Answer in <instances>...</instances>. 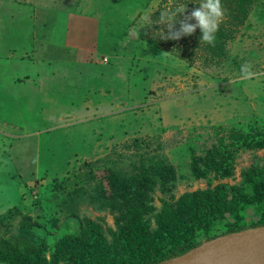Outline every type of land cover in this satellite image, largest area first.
<instances>
[{
	"label": "rangeland",
	"instance_id": "obj_1",
	"mask_svg": "<svg viewBox=\"0 0 264 264\" xmlns=\"http://www.w3.org/2000/svg\"><path fill=\"white\" fill-rule=\"evenodd\" d=\"M200 2L0 0V235L14 234L28 214L47 237L49 258L57 241L79 232L84 217H106L115 228L113 216L88 201V185H98L108 168L165 158L176 170L178 199L239 185L242 171L263 163L264 0H250L239 22L225 14L220 24L233 38L215 49L196 52L193 39L174 46L160 38L163 26L150 22L180 3L190 15ZM245 62L260 75L241 80ZM250 126L258 149L240 148L237 136ZM219 149L228 151V176L212 170L197 179L199 160L218 161L210 150ZM162 198L170 195L157 190L155 213ZM255 208L244 207L245 219Z\"/></svg>",
	"mask_w": 264,
	"mask_h": 264
},
{
	"label": "trees",
	"instance_id": "obj_2",
	"mask_svg": "<svg viewBox=\"0 0 264 264\" xmlns=\"http://www.w3.org/2000/svg\"><path fill=\"white\" fill-rule=\"evenodd\" d=\"M221 2L224 15L230 20L237 21L240 15L246 17L251 10L250 0L244 5L240 0ZM232 34L225 23L219 25L214 46L200 42V29L192 36L182 37L179 43L188 46V40L193 39L196 52L201 46L205 50L215 49L221 41L232 39ZM148 42L161 46L153 39L148 38ZM171 43L174 45L176 41ZM181 52L184 57V51ZM248 129L237 136L240 148L258 149V134L251 126ZM214 153L213 158L218 161L200 159L204 167H194L197 179L205 178L212 170L217 171L216 176H228L229 170L223 165L229 162L227 149L210 150V154ZM166 162L165 158L150 157L130 170L106 169L98 185H88L92 188L88 201L97 211L113 216L115 228L108 225L106 217H84L79 232L57 241L49 258L47 237L38 234L40 223L28 214L22 215L14 234L0 235V264H162L199 247L203 240L264 226V161L242 171L239 185L218 184L186 192L178 199L174 195L176 170ZM217 167L224 168V172ZM79 190L85 197L86 192ZM157 190L170 195V199L162 198L160 211L155 213L153 201ZM246 205L256 207L254 217L248 220L243 214ZM11 214L12 211L3 218Z\"/></svg>",
	"mask_w": 264,
	"mask_h": 264
},
{
	"label": "water",
	"instance_id": "obj_3",
	"mask_svg": "<svg viewBox=\"0 0 264 264\" xmlns=\"http://www.w3.org/2000/svg\"><path fill=\"white\" fill-rule=\"evenodd\" d=\"M162 264H264V226L208 240Z\"/></svg>",
	"mask_w": 264,
	"mask_h": 264
},
{
	"label": "clouds",
	"instance_id": "obj_4",
	"mask_svg": "<svg viewBox=\"0 0 264 264\" xmlns=\"http://www.w3.org/2000/svg\"><path fill=\"white\" fill-rule=\"evenodd\" d=\"M187 5L180 3L174 10L162 11L158 20L155 22L163 26L161 29L160 38L164 40H180L184 36H192L197 29L201 30L200 42L208 45H215L216 33L219 30V24L224 17V9L221 0H201L199 7L191 11L187 15ZM183 15V19H178ZM195 21V23H192ZM179 23V30H176V25ZM167 29V34L164 32ZM164 55H168L165 53ZM260 73L253 71V65L245 62L240 66V79L251 80Z\"/></svg>",
	"mask_w": 264,
	"mask_h": 264
},
{
	"label": "crops",
	"instance_id": "obj_5",
	"mask_svg": "<svg viewBox=\"0 0 264 264\" xmlns=\"http://www.w3.org/2000/svg\"><path fill=\"white\" fill-rule=\"evenodd\" d=\"M66 34H67V35L70 34V28H69V29L67 28V32H66ZM71 50L73 51V49H71V48L68 49V48H67V51H71Z\"/></svg>",
	"mask_w": 264,
	"mask_h": 264
}]
</instances>
